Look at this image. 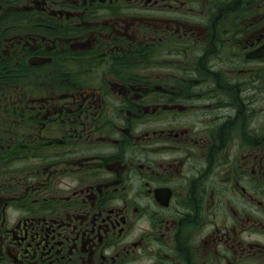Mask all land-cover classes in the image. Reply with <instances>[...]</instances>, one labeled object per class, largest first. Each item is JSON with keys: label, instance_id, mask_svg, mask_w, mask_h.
Masks as SVG:
<instances>
[{"label": "flooded vegetation", "instance_id": "af4514ba", "mask_svg": "<svg viewBox=\"0 0 264 264\" xmlns=\"http://www.w3.org/2000/svg\"><path fill=\"white\" fill-rule=\"evenodd\" d=\"M0 264H264V0H0Z\"/></svg>", "mask_w": 264, "mask_h": 264}]
</instances>
